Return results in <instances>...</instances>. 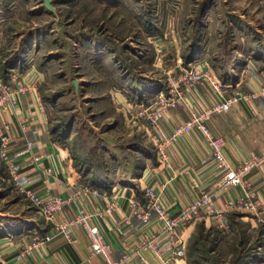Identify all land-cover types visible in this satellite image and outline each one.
Returning <instances> with one entry per match:
<instances>
[{
    "label": "rangeland",
    "instance_id": "1",
    "mask_svg": "<svg viewBox=\"0 0 264 264\" xmlns=\"http://www.w3.org/2000/svg\"><path fill=\"white\" fill-rule=\"evenodd\" d=\"M51 1L50 11L42 0H0V69L4 80L9 79L12 72L5 69L6 62L16 59L15 53L42 69L37 92L50 132L58 137L76 175L88 163L98 168L106 163L109 175L131 174L136 162L142 161V154L130 145L137 136L153 151L156 163L160 160L151 137L136 130L129 119L122 123L113 108L109 88L116 83L131 90L152 77L173 86L185 69L184 52L198 38L200 50L208 46L212 69L207 68L213 74L235 56L239 61L234 68L239 67L241 53L264 56L254 48L256 41L264 42V0ZM166 30L178 36L179 63L176 53L169 54L174 68L171 63L169 69L159 70L151 64L153 60L160 65L153 41ZM243 215L209 225L192 221L196 226L184 245L185 264H256L251 259L263 248L264 223L254 219L252 225ZM46 223L0 159V264H8L9 245L25 236H39L36 227Z\"/></svg>",
    "mask_w": 264,
    "mask_h": 264
},
{
    "label": "crops",
    "instance_id": "2",
    "mask_svg": "<svg viewBox=\"0 0 264 264\" xmlns=\"http://www.w3.org/2000/svg\"><path fill=\"white\" fill-rule=\"evenodd\" d=\"M177 38L178 36L171 30H166L154 37L156 40L153 39V43L157 48L155 59H159L160 65L152 63V60V67L164 70V68L169 69L168 67L172 63L174 68L175 63L169 61L171 58L168 55L176 53L174 56L177 57L178 62L181 46ZM258 43L261 48H264L263 41L260 40ZM255 45L254 48L260 50L259 53L263 55L264 51L257 47L259 46L257 43ZM207 48L208 46H205L195 60L188 64L184 63V67H190L193 64L198 69L208 66L212 69L208 61ZM15 55H17L16 59L6 62L8 68L6 70L17 68L24 74L40 80L43 74L42 69L33 65L29 60L27 63L23 62V56L19 53H15ZM240 60L243 63L239 67H233L226 74L228 78L226 82L214 72L215 77L222 81L223 91L221 93L215 91L207 80H201L192 86L185 87V95L191 108L201 111L204 107L217 103L235 91L250 93L264 87V64H262L264 56L253 57L251 53L247 55L241 53ZM148 79H150L146 80L150 82L148 90H145L141 83L135 84L134 87L131 86V90L126 86L122 87L123 84L116 83V86L109 88V97L113 108L118 115L120 114L122 123L127 122L128 119L133 121L136 130H141L150 138L151 128L149 125L140 118L132 120L127 113L130 109H136L139 104L151 103L156 94V88L157 93L162 90L168 94L170 86L159 79L152 77ZM36 97V92H27L22 98L21 108L16 113L5 112L0 115L2 118L0 126H4L5 123L9 125V133L12 138L10 156L15 168L26 176L24 185L34 189L39 196L56 194L67 196L73 189L81 186V183L67 164L59 140L54 138L50 132V122L45 108H36ZM28 115L32 116V120L28 119L24 135V132L20 130V123ZM189 115L190 111L187 107L178 105L169 108L159 124L161 135L169 134ZM207 125L214 136L222 135L225 138V156L235 166L247 155L264 147V94L234 101L228 111L213 114L207 120ZM25 136L34 142V149L26 146ZM166 152L168 163L159 160L158 163L152 165L150 161H147L145 168L137 176L118 171L110 175L112 181L110 189L100 190L97 187H92L96 188L98 192H89L81 202L86 210L99 211L103 210L110 201H117L114 209L102 216H95L93 219V222L100 228L105 242L110 245L111 257L114 260L122 257L129 247H138L142 240L151 235L159 244L161 257L167 258L172 251L173 240L176 237L163 232L156 219L144 223L140 218L131 216L127 205L128 198L134 197L145 201L147 197L144 194V188L151 186L154 192L160 194L163 204L172 215L178 213L182 207L196 197L199 190L206 188L214 191L219 182L220 171L218 172L212 157L210 144L205 141L199 130L185 132L167 147ZM39 154L42 156L36 163L33 156ZM45 167H49L51 171L47 173ZM248 179L250 191L260 199V209H264V163L252 169ZM243 195L244 191L240 185H231L220 189V191H215L213 208L221 213H204L197 220L204 225L218 223L221 220L230 222L233 217L236 218L240 213H244L245 215L241 217L249 220L252 225H254V219L264 223V213L250 211L246 214L241 208L227 207L230 200L235 201ZM59 213L60 219H72L76 215L75 203L66 205ZM234 213L238 214L235 216ZM195 226L191 222L187 226L179 228L178 233L184 245ZM36 229L39 236L32 235L31 238L25 236L19 243L16 242L7 247L9 248L7 251L8 264H108L101 255L90 254L89 239L81 226L71 227L69 238L65 237L63 232L55 233L49 221L48 224L38 226ZM47 233L53 234L54 237L42 242V237ZM7 241L4 240L5 243ZM28 246L31 247L29 253L25 254L23 259L18 258L17 253ZM141 253L144 260L134 255L123 264H165L159 256L148 249L141 250ZM251 261L256 264L264 263V244L260 251L254 253ZM166 264H185V259L184 257L169 259Z\"/></svg>",
    "mask_w": 264,
    "mask_h": 264
},
{
    "label": "built area",
    "instance_id": "3",
    "mask_svg": "<svg viewBox=\"0 0 264 264\" xmlns=\"http://www.w3.org/2000/svg\"><path fill=\"white\" fill-rule=\"evenodd\" d=\"M10 72L12 73L9 74V79L4 80L0 69V115L5 112L16 113V111L21 108L23 96L29 91L37 93L36 108L42 109L44 105L37 92V79L30 77L28 74H24L17 68H11ZM201 80L209 81L219 93L223 91L222 82L214 77L209 68L198 69L192 64L190 67H185L183 74L178 76V81L168 89V94L160 90L155 94L150 104H139L136 109L128 110L129 117L132 120L142 118L151 128L150 136L156 145L157 155L160 161L168 163L167 147L170 146L172 142L178 140L185 132L197 129L200 131L205 141L210 144L212 157L218 172L220 171V179L214 191L206 188L199 190V194L176 214H170L169 210H167L163 204L160 194L154 192L151 186H146L144 188V194L147 197L145 201H141L134 197L128 198L127 205L131 216L140 218L144 223L156 219L160 223L163 232L171 236H176L173 240L172 251L167 258L161 257L159 244L156 242L155 237L151 235L142 240L138 247H129L119 259H112L110 245L105 242L100 228L93 222V219L95 216H102L106 212H110L116 207L117 201H110L103 210L99 211H88L81 205L82 200L89 192H98L96 188L81 185L73 189L67 196H62L60 194L39 196L34 189L25 186L24 180L26 176L19 172L12 164L10 156L12 138L9 133L8 123H5L4 126H0V159L7 163L13 181L18 185V188H20L22 192H25L28 198L31 199L40 214H43L46 220L52 224L55 233L58 234L59 232H63L64 236L69 238L71 227L75 225L81 226L86 231L91 255H101L108 264H123L124 261L134 255L144 260L141 250L148 249L159 256L165 264L169 259H180L184 257L185 247L178 233L179 228L185 227L190 222L199 219L204 213H221V211H216L213 208L215 191H220V189L227 188L231 185H240L242 191H244V195L235 201L230 200L227 203V207H238L241 209H248L253 213L254 211L264 213V209H260L259 207L260 199L255 197L249 189L250 181L248 179V175L252 169L264 163V147L247 155L233 166L224 153V146L226 144L225 138L222 135L214 136L210 127L207 125V120L213 114L228 111L234 101L240 98H250L256 97L259 94H264V87L251 91L250 93L235 91L233 94L224 97L223 100L206 106L201 109V111H195L191 108L185 95V87L192 86ZM180 85H182L184 89L180 88ZM178 105L188 108V111H190L189 117L183 123L175 126L169 134L164 136L161 135L159 131L161 119L165 116L169 108ZM31 117L32 116L29 115L24 117L20 123V130L24 132V135L26 133L27 121L28 119L32 120ZM24 140L28 148L34 149V142L31 139L25 136ZM41 156V154L34 155V162L37 163L39 159H41ZM44 169L47 173L51 171L49 167H45ZM73 202L76 205V215L69 220L60 219L59 212H61L66 205ZM53 237V234L47 233L42 237L41 241L45 242L51 240ZM30 248L29 246L26 247L17 256L23 259L25 254L29 253Z\"/></svg>",
    "mask_w": 264,
    "mask_h": 264
},
{
    "label": "trees",
    "instance_id": "4",
    "mask_svg": "<svg viewBox=\"0 0 264 264\" xmlns=\"http://www.w3.org/2000/svg\"><path fill=\"white\" fill-rule=\"evenodd\" d=\"M199 38L198 40H195L192 44H190L186 51L183 54V62L185 64H188L190 61L195 60L196 58L199 57V54L201 52V47L199 45ZM256 43L260 46V44L256 41ZM238 56H235L232 58V61L229 63L223 62L220 64L219 67H216V71L218 72V76L221 77L223 81H228V78L226 77V74L231 71L236 63H238L239 59ZM215 66V65H214ZM8 69V68H5ZM139 83L142 84L143 87H145V90L150 89L148 81H143L140 80ZM157 89V88H156ZM155 89V93H157V90ZM150 93V91H149ZM56 138V137H54ZM58 139V137H57ZM132 147L134 146V150L139 151L142 154V161L136 162V164L133 166L134 168L132 169L131 175L137 176L142 169L145 168L146 162L150 161L152 165H154L157 161L155 160L154 153L153 151L148 147V145H145L139 136H137V139L134 140L133 142L130 143ZM105 164H102L103 167L98 168L96 166V163H88L87 169L85 170H80L78 169V175L84 182L88 183L89 186L91 187H97L100 190H105V189H110L112 181H111V176L109 175V171L107 170V167ZM97 169H102L101 171H97ZM92 170V172H90ZM240 259V258H239ZM240 261V260H239ZM243 261V260H241ZM239 264V263H238Z\"/></svg>",
    "mask_w": 264,
    "mask_h": 264
},
{
    "label": "water",
    "instance_id": "5",
    "mask_svg": "<svg viewBox=\"0 0 264 264\" xmlns=\"http://www.w3.org/2000/svg\"><path fill=\"white\" fill-rule=\"evenodd\" d=\"M45 3V6L51 11L54 9L53 5H52V1L51 0H42ZM75 86H78V82L76 79L73 80Z\"/></svg>",
    "mask_w": 264,
    "mask_h": 264
}]
</instances>
